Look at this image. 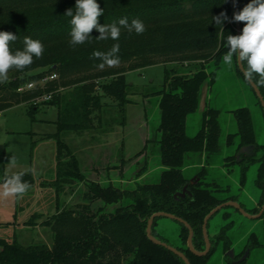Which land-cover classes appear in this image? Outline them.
Listing matches in <instances>:
<instances>
[{
	"label": "trees",
	"instance_id": "1",
	"mask_svg": "<svg viewBox=\"0 0 264 264\" xmlns=\"http://www.w3.org/2000/svg\"><path fill=\"white\" fill-rule=\"evenodd\" d=\"M97 2L104 13L99 17L101 25L118 23L123 17H127L129 23L132 19H140L145 25V32L137 35L135 31L129 33L121 28L119 41H113L110 38L97 39L100 34L93 29L90 42L73 49L69 43L71 17L64 14L69 8L75 13L76 0H0V31L12 32L18 37L10 45L12 51L23 49L25 37L40 40L45 49L42 58L34 57L33 63L23 71L11 70L9 80L0 83V112L34 96L40 98L52 89H58L60 83L72 87L68 93L58 90L50 99V103L57 106V130L43 136L57 140L56 179L51 183L41 181L42 186H55L57 192L58 211L41 221V224L51 226L53 243L25 245L17 239L0 238V264H184L172 251L148 238L146 219L159 210L185 218L195 230L194 243L200 249L204 244L202 225L205 215L221 202L235 198L221 194L228 189L205 180V166L199 172L201 180L190 187L191 195L180 200L173 196L188 182L184 167L191 153L205 154V162L209 163L222 149L219 108L206 107L201 128L193 136L187 134L186 122L187 116L198 109L202 86L207 83L211 87L216 81L223 56L228 50L227 35H237L235 22H230L234 14L233 1ZM249 2L237 0L239 11ZM221 12H226L229 18L223 24V31L212 21V16H218ZM243 27L244 23L241 22ZM115 43L120 45L119 66H105L100 70L97 65L101 61L94 58L92 53L108 52ZM158 63H177L189 67L185 73L180 68L165 66L162 87L148 93L157 97L159 123L153 136L133 157L144 154L146 150L148 159L141 172L149 166V159L155 156L162 166L159 180L139 183L129 189L113 183L103 185L89 179L82 171L78 157L62 140V132L102 128L103 110L107 106L117 108L124 121L127 105L138 103L130 91L134 85L128 81L126 73ZM233 63L237 74L245 80L236 57ZM54 72L59 75L57 80L49 81L44 86L38 84L32 89L18 90L21 84L39 82ZM105 77L111 79L101 83L98 86L100 90L96 89L95 80ZM255 79L259 80V77ZM245 81L251 86L249 81ZM259 88L264 96V85ZM37 112V105H28L27 114L31 120H36ZM233 113L238 129L227 135L228 146L236 145L235 149L239 150L243 145L254 144L256 154L243 155L238 161L235 153L226 156L225 160L227 164H241V184L245 183L251 164L259 161L256 181L264 195V152L256 159L264 144H258L256 140L251 109L240 106ZM122 160L121 166L125 159ZM15 173H24L23 180L31 187L35 185L33 173L24 170L6 173L2 182L6 176ZM77 182L86 185V201L79 204L77 209L60 208L59 193L65 185ZM124 198L130 199L131 203L124 205ZM96 201L104 204L96 209ZM111 206L112 211L108 210ZM41 216L40 212L33 213L26 223L35 225L36 219ZM232 224L233 221H230L223 227L219 238L223 240L225 249L230 245L226 233ZM187 237L188 229L183 226L182 238L186 241ZM253 244L259 245L257 240ZM186 252L192 264H206L210 256H197L188 249Z\"/></svg>",
	"mask_w": 264,
	"mask_h": 264
},
{
	"label": "rangeland",
	"instance_id": "2",
	"mask_svg": "<svg viewBox=\"0 0 264 264\" xmlns=\"http://www.w3.org/2000/svg\"><path fill=\"white\" fill-rule=\"evenodd\" d=\"M165 66L180 68L185 73L189 71V67L177 63H158L128 71L126 77L134 85L130 91L133 97L138 99V103L127 105L124 121L117 108L107 106L103 110L102 128L62 132V140L78 157L80 167L89 179L99 181L103 185L113 183L119 187L130 184V181L124 182L123 180L132 177L137 161L142 159V156L135 158L133 156L153 136L155 127L159 123L157 97L148 95V93L162 87ZM109 79L111 77L96 79V89L100 90L98 86ZM21 85L24 90H28L26 83ZM70 89L72 87L60 83V87L52 89L51 92L54 94L59 90L62 93H68ZM208 93L209 105L220 108V123L223 127L221 128L222 149L209 163L205 162L206 157L198 161L194 159L196 165L184 167V173L191 177L203 168L201 163L204 162L207 169L205 180L218 182L221 188L230 187L227 194L238 195L253 212L264 201L263 190L256 181L259 163L251 165L247 172L245 185L241 187L239 165L232 166L225 160L227 155L235 153L236 147V145L228 146L226 141L228 131L226 130H232L233 110L240 106H248L253 115L257 141L264 144V110L251 86L237 74L234 63L227 65L222 62L216 81L211 85ZM107 100L110 101V99ZM31 103L38 107L36 120H31L27 114V107ZM56 118L57 106L51 104L50 100L38 99L36 96L0 112V238L17 239L25 245L31 243L52 245L53 243L51 226L43 225L41 221L58 211L57 192L55 186L51 184L42 186L41 181L46 180L51 183L56 179L57 140L43 138L45 134L57 130ZM200 128L201 112L197 110L188 116L187 134L195 135ZM261 151H264V148L259 153ZM11 158L15 159L14 166L10 164ZM122 159H125L123 165L116 168L114 165L121 164ZM190 160L187 164H190ZM149 167L153 171L141 181L157 182L162 166L155 156L149 159ZM17 170L31 171L36 183L22 198L5 197L2 195L4 183L2 179L6 173H13ZM86 189L85 183L80 182L65 185L58 196L59 207L77 209L79 204L86 201L84 196ZM221 194L226 193L221 192ZM128 201L124 199L122 202L125 204ZM95 203H98L96 209L104 204L102 201ZM229 209L231 210L226 212L227 215H224L222 210L212 217L211 231L217 232L218 226L232 217L234 224L227 232L232 236L236 252L239 253L244 249L249 236L255 232L258 234L260 245L252 250L245 264H264L263 220L248 217L241 211L235 212L232 208ZM108 210L112 211L113 206ZM36 212H40L42 216L36 219L35 225L27 224L26 221ZM154 232L157 236L167 238L171 243H181L180 224L174 219L160 218L155 223ZM206 264H228L221 245L217 247Z\"/></svg>",
	"mask_w": 264,
	"mask_h": 264
},
{
	"label": "clouds",
	"instance_id": "3",
	"mask_svg": "<svg viewBox=\"0 0 264 264\" xmlns=\"http://www.w3.org/2000/svg\"><path fill=\"white\" fill-rule=\"evenodd\" d=\"M226 2V0H223ZM103 8L97 0H76L75 13L69 8L65 16L71 17L70 46L75 49L78 45L90 42V34L93 29L99 32L97 39L119 41L121 28H125L129 33L135 31L137 35L145 32V25L140 19H132L131 23L127 17L119 19L118 23L101 25L99 17L103 16ZM229 18L226 12H221L218 16H212V21L220 26L223 31V24ZM230 22H243L242 34L226 37L228 48L223 56V62L227 65L233 63L236 57L238 63L243 66L245 80L264 85V0H250V2L239 12L233 14ZM18 39L17 35L8 31H0V83L9 80V72L13 69L23 71L33 63V58L40 59L44 53V44L37 39L25 37L23 49L12 51L10 45ZM119 43L112 45L108 52L95 51L92 56L101 62L97 65L100 70L105 66L117 67L120 64L118 53ZM259 77L256 80L255 77ZM10 164L15 165V159H10ZM24 173H15L5 177L3 183V193L5 197L14 196L22 198L30 189V184L23 180Z\"/></svg>",
	"mask_w": 264,
	"mask_h": 264
},
{
	"label": "flooded vegetation",
	"instance_id": "4",
	"mask_svg": "<svg viewBox=\"0 0 264 264\" xmlns=\"http://www.w3.org/2000/svg\"><path fill=\"white\" fill-rule=\"evenodd\" d=\"M256 140H257V138H256ZM258 142V141H257ZM258 144H262V143H259L258 142ZM248 145H253V148L250 150V151H248V152H243V153H239V151H240V149H241V147H240V149L239 150H236L235 149V153L237 154V160L239 161L240 159H241V157L244 155V156H253V155H255L256 154V147H255V145L254 144H248ZM243 146H245V145H243ZM263 152L264 151H261L260 153L258 152L257 153V155H256V159H258L262 154H263ZM235 153H232V154H235ZM232 154H229V155H232ZM229 155H227V156H229ZM139 156H142L141 158L142 159H139L138 161H137V163H136V166H135V168H134V170H133V175H132V177L130 178V179H124L123 181L124 182H126L127 180L128 181H130V184L129 185H127V186H120L121 188H129V189H133V188H135L136 187V185L137 184H139V183H145V182H142L141 180L144 178V177H146V174L150 171V167L149 166H146V169L145 170H142L141 172H140V170H141V168L143 167V165H144V163L146 162V159H147V155L144 153V154H141V155H139ZM138 156V157H139ZM226 158V157H225ZM206 161V160H205ZM256 162H258L259 164H260V162L259 161H256ZM256 162H254V163H256ZM226 163H227V161H226ZM254 163H252V164H254ZM236 164H238L239 165V167H240V180H241V164L240 163H236ZM251 164V165H252ZM201 165L202 166H205L204 165V162H202L201 163ZM232 166H234L235 164H231ZM251 167V166H250ZM259 168V167H258ZM250 169V168H249ZM248 169V170H249ZM201 170H199V171H197L194 175H192L191 177L189 176H186V174H185V176L188 178V182L186 183V184H188V189H189V192H187L186 193V195L185 196H181V195H178L177 197L175 196V194L177 193V192H180V191H182L183 190V188H184V186L186 185H184L183 187H182V189H180V190H178V191H176L175 193H174V198L176 199V200H180V199H182V198H185V197H187L188 195H191L192 194V191H191V189H190V187H191V185H195L197 182H199L200 180H201V178L202 177H200L199 176V172H200ZM206 172H207V169H206ZM248 172V171H247ZM257 175H258V171H257ZM206 177H207V173H206V176H205V179H206ZM246 178H247V175H246ZM256 179H257V177H256ZM239 180V181H240ZM208 181H210V180H208ZM246 182V181H245ZM216 183H218V182H216ZM240 184H241V182H240ZM245 185V183L244 184H241V187H243ZM226 189H228V191H226V192H223V193H226V194H224L225 196H230V195H232V194H227V192H229L230 191V187L229 188H226ZM233 196H235V198H231V199H228V200H225V201H223V202H221V203H224V202H226V201H229V200H235V201H238L241 205H242V207L248 212V213H250V214H252V215H256V214H259V212L262 210V207H263V205H264V201L262 202V204H261V206L260 207H257L256 209H255V211H253V212H251L250 211V208H248V206L245 204V202L243 201V200H241V198H239V196L238 195H233ZM124 199H128V198H124ZM124 199H122V201L124 200ZM129 201L127 202V203H125V204H129V203H131V200L130 199H128ZM101 202V201H100ZM220 203V204H221ZM124 204V203H123ZM124 204V205H125ZM219 205V204H218ZM218 205H216V206H218ZM215 206V207H216ZM256 206H258V205H256ZM214 207V208H215ZM214 208H212V209H214ZM229 208H232L235 212L236 211H240L239 209H237V208H235V207H233V206H226V207H224V208H222V209H220L218 212H216L212 217H214V216H216L218 213H220L222 210V213L225 215V213L226 212H229L228 210H231V209H229ZM211 209V210H212ZM210 210V211H211ZM159 211H165V210H159ZM210 211L208 212V213H210ZM156 212H158V211H155V212H153L147 219H146V228H145V230H146V234H147V226H148V221H149V219H150V217L154 214V213H156ZM165 212H169V211H165ZM170 213H173V212H170ZM207 213V214H208ZM173 214H175V213H173ZM206 214V215H207ZM263 214H264V211L262 212V214L259 216V217H257V218H259V219H262L263 220V229H264V218H263ZM176 215V214H175ZM206 215H205V217H206ZM177 216H179V215H177ZM162 217H168V216H157L155 219H154V221H153V224H152V233H153V235L156 237V238H158L159 240H161V241H163V242H165V243H167L168 245H170V246H172V247H175V248H177L178 250H180V251H182L184 254H186V256L188 257V255H187V252H186V249H188V250H190L192 253H194L195 255H197V256H206V255H209L210 254V256L216 251V249H217V247L219 246V245H221L222 246V248H223V252H224V254H225V258H226V261H227V263L228 264H238V263H241V262H246V258L250 255V253L252 252V250L254 249V248H257L259 245H260V243H259V237H258V234H256L255 232H253V233H251V235L249 236V238H248V242H247V244L245 245V247H244V249L241 251V252H236V250H235V248L233 247V240H232V236L230 235V233L229 232H227L226 234L228 235V237H229V240H230V245H229V247L227 248V249H225V247H224V242H223V240H220L219 238H220V236L222 235V232H223V227L226 225V224H228V222H230V221H233V224H234V219L232 218V217H229V219H227V221L224 223V224H220L219 226H218V228L219 229H217L218 231L217 232H215V233H213V231H211V228H210V220L212 219V217L209 219V221H208V225H207V232H208V236H209V239H210V243H211V246H210V250L207 252V254H205V255H199V254H196L194 251H192V249L189 247V245H188V239H189V235H190V230H189V228L185 225V224H183L182 222H180V221H178V220H176V219H174L175 221H177L179 224H180V232H179V237H180V240H181V243L180 244H174V243H171V242H169V240L167 239V238H165V237H161V236H157V234H155V232H154V226H155V223L160 219V218H162ZM179 217H181V216H179ZM205 217H204V219H205ZM168 218H170V217H168ZM183 218V217H182ZM171 219H173V218H171ZM183 219H185V218H183ZM186 220V219H185ZM187 221V220H186ZM190 223V222H189ZM203 225H204V221H203ZM203 225H202V234H203V241H204V244H203V247L202 248H197L196 246H195V243H194V238H195V230H194V228H193V226H192V228H193V230H194V234H193V238H192V244H193V246H194V248L197 250V251H203L205 248H206V239H205V235H204V230H203ZM183 226L184 227H186L187 229H188V237H187V240L186 241H184L183 240V238H182V228H183ZM229 230V229H228ZM252 235H254L253 237H252ZM147 236H148V234H147ZM255 237V238H254ZM148 238H149V236H148ZM150 239V238H149ZM151 240V239H150ZM254 240H257L258 241V244L259 245H257V246H254V244H253V241ZM154 242V241H153ZM154 243H156V242H154ZM156 244H158V243H156ZM159 245H161V246H163V247H165L164 245H162V244H159ZM165 248H167V247H165ZM168 250H170L169 248H167ZM249 249V254L246 256V258L243 260V261H238L239 259H241L244 255H245V253H246V251ZM170 251H172V250H170ZM175 255H177L182 261H183V263L184 264H186V262L183 260V258L181 257V256H179L177 253H175L174 251H172ZM210 256H209V258H210ZM188 259L190 260V258L188 257ZM190 262H191V260H190ZM191 264H192V262H191Z\"/></svg>",
	"mask_w": 264,
	"mask_h": 264
},
{
	"label": "water",
	"instance_id": "5",
	"mask_svg": "<svg viewBox=\"0 0 264 264\" xmlns=\"http://www.w3.org/2000/svg\"><path fill=\"white\" fill-rule=\"evenodd\" d=\"M233 3H234V13L235 12H239V7H238V3H237V0H232ZM236 24V31H237V35H240L242 34V28H241V22H235ZM237 64L240 68V70L243 72V66H241L238 61H237ZM251 87L253 88L256 96L258 97L259 101H260V104L264 110V96L259 88V86H257V84L255 83H252V82H249ZM253 148V145H245V146H242L239 153H243V152H248L250 151L251 149ZM189 192V189H188V184H186L183 188L182 191L180 192H177L175 194V196L177 197L178 195H181V196H185L186 193ZM226 206H233L237 209H239L243 214L247 215L248 217H259L262 212L264 211V205L262 207V210L259 212V214H256V215H252L250 213H248L243 207L242 205L238 202V201H235V200H229V201H226L224 203H221L219 204L218 206H216L214 209H212L210 211V213H208L204 219V225H203V230H204V235H205V239H206V248L203 250V251H197L193 244H192V238H193V234H194V230L191 226V224L186 221L185 219H183L182 217H179L173 213H170V212H165V211H158L156 213H154L149 221H148V226H147V234L149 236V238L158 243V244H162L164 245L165 247L169 248L170 250L174 251L175 253H177L179 256H181L183 258V260L186 262V264H191L190 260L188 259V257L186 256V254H184L182 251L178 250L177 248L175 247H172L170 245H168L167 243L159 240L158 238H156L153 233H152V224H153V221L154 219L157 217V216H168L170 218H173V219H176L180 222H182L183 224H185L189 230H190V235H189V239H188V245L189 247L192 249V251H194L196 254H199V255H205L207 254V252L210 250V246H211V243H210V239H209V236H208V232H207V225H208V221L209 219L216 213L218 212L220 209L226 207ZM249 254V249L246 251L245 255L239 259L238 261H243L246 256Z\"/></svg>",
	"mask_w": 264,
	"mask_h": 264
},
{
	"label": "crops",
	"instance_id": "6",
	"mask_svg": "<svg viewBox=\"0 0 264 264\" xmlns=\"http://www.w3.org/2000/svg\"><path fill=\"white\" fill-rule=\"evenodd\" d=\"M209 85L207 84V83H205L203 86H202V88H201V97H200V101H199V105H198V109L197 110H199L200 112H201V125H202V121H203V113H204V111H205V109H206V107L207 106H211V105H209L210 103H209ZM213 107H216V106H213ZM216 108H219V107H216ZM220 109V108H219ZM236 109V108H235ZM196 110V111H197ZM195 111V112H196ZM194 113V112H193ZM192 114V113H191ZM233 115H234V113H233ZM189 116V115H188ZM188 116H187V120H188ZM234 117V122L233 121H231V125H232V130H226V131H228L227 133L229 134L230 132H236V130L238 129V125H237V122H236V119H235V116H233ZM219 120H221L220 119V116H219ZM230 125V126H231ZM186 126H187V122H186ZM220 127L221 128H223L222 126H221V123H220ZM186 130H187V127H186ZM190 136H193V135H190ZM256 138H257V134H256ZM258 139V138H257ZM57 154V153H56ZM205 157V154H202V155H199V154H190L189 155V157H188V161L187 162H189V160H190V164H186L185 165V167H187L188 165H196V161H198V159H203ZM194 159H197L196 161H194ZM56 162V161H55ZM116 168L117 167H121V164H116V165H114ZM122 170H123V168H122ZM153 171V169H150V171L146 174V176H148L151 172ZM185 174V173H184Z\"/></svg>",
	"mask_w": 264,
	"mask_h": 264
},
{
	"label": "built area",
	"instance_id": "7",
	"mask_svg": "<svg viewBox=\"0 0 264 264\" xmlns=\"http://www.w3.org/2000/svg\"><path fill=\"white\" fill-rule=\"evenodd\" d=\"M58 78H59V75L54 72V73H51L49 75H46L39 82L31 81V82L26 83L27 86H28L27 88L28 89L35 88L38 84L40 86H44L47 82L52 81V80H57ZM18 90L19 91H23L24 90V87L23 86H20L18 88ZM52 97H53V93L50 91V92L45 93L42 97H40L38 99L50 100Z\"/></svg>",
	"mask_w": 264,
	"mask_h": 264
}]
</instances>
